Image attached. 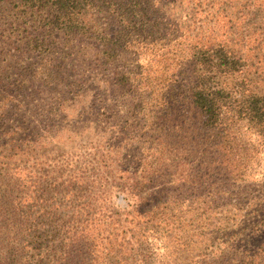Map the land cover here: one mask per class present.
Segmentation results:
<instances>
[{
    "label": "trees",
    "instance_id": "trees-1",
    "mask_svg": "<svg viewBox=\"0 0 264 264\" xmlns=\"http://www.w3.org/2000/svg\"><path fill=\"white\" fill-rule=\"evenodd\" d=\"M174 56L188 67L165 79ZM56 84L90 96L103 144L0 164V264L21 254L4 209L28 236L50 237L34 264H94L105 245L158 255L176 230L210 240L214 205H245L244 229L195 263L264 264V0H0L1 147L19 102ZM114 191L132 198L125 219L109 209ZM185 203L202 215L184 223L174 211Z\"/></svg>",
    "mask_w": 264,
    "mask_h": 264
},
{
    "label": "rangeland",
    "instance_id": "rangeland-1",
    "mask_svg": "<svg viewBox=\"0 0 264 264\" xmlns=\"http://www.w3.org/2000/svg\"><path fill=\"white\" fill-rule=\"evenodd\" d=\"M180 59L179 56H174L170 69L168 71L160 70L163 78H169L170 71H177L183 65L187 66V64L179 63ZM51 88L54 89L53 92H51ZM55 98L61 99L62 108L57 105L51 106L50 103ZM24 99L25 101L19 102L21 106L14 113L16 119L14 125H11L13 134L9 133L14 136L11 139H7L13 143L8 142L3 147L0 146V151L2 149L8 150L6 157L9 159H4V154H1L0 164L10 161L23 164L24 162L27 163L31 158L38 159L47 156L58 158L62 155L78 154L86 149L89 150L97 142L103 144L100 141L104 135L103 130L99 126L96 117L88 110L90 96L73 99L65 93L61 85L56 84L47 88L38 100L34 102L30 98ZM144 146L143 140L139 139L133 149V153ZM113 195L115 197L112 199V205H110L109 209L118 213L122 219H125L127 217L126 214L130 210L129 207L133 205L132 198L119 191H114ZM256 200L258 201L259 197ZM235 203L241 204L240 201L233 202V204ZM241 207H245V205L213 206L211 210L212 216L216 215L218 222L220 221L222 225L220 229L215 228L216 230L212 233L210 232V240L209 236L205 239L199 237L198 244L190 245L188 244L190 239L188 234H180L176 230V232L172 231L161 235L158 255L155 253L148 258L144 254H139L140 250H138L135 251V255L127 258L126 251L118 256L117 253H120V251L116 252V250L105 245L95 253L94 264H123L126 259L128 264H196L195 261H198L205 254L208 255L215 246H220L226 237L239 235L243 231L244 224L242 227V222L238 221L236 216V208L240 209ZM192 208L190 203L178 205L174 215L177 214L180 219L186 216L183 221L184 223H189L194 214L200 216L203 213L202 210L194 213L196 211L192 210ZM251 214L250 212L249 216ZM13 218L5 209L2 211L4 232L10 231V236L13 237L14 241V244H12L14 252L15 249H19V252L21 251V254L15 258L14 264H34L46 255L50 237L47 233H39L33 237L28 236L26 232L21 230L19 225L13 224L16 223ZM130 219L131 216L128 215V220ZM234 219L237 220L233 221ZM227 220L228 223H226ZM205 231L207 233L208 229L199 230L197 233ZM111 232L114 233V228ZM129 238V234L122 235V239L126 241ZM6 239L7 237L4 235L1 240L9 243Z\"/></svg>",
    "mask_w": 264,
    "mask_h": 264
}]
</instances>
